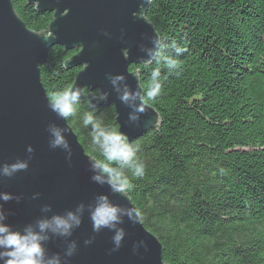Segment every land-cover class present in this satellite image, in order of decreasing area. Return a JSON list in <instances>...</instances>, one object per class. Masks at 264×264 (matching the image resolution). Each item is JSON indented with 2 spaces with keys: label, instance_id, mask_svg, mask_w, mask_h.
I'll use <instances>...</instances> for the list:
<instances>
[{
  "label": "trees",
  "instance_id": "16d2710c",
  "mask_svg": "<svg viewBox=\"0 0 264 264\" xmlns=\"http://www.w3.org/2000/svg\"><path fill=\"white\" fill-rule=\"evenodd\" d=\"M12 1L30 29L48 31L52 12ZM146 17L160 35V55L130 70L145 90L160 70L162 94L146 102L161 125L132 142L146 175L133 179L127 194L162 243L166 263L264 264V0H153ZM174 43L187 47L177 58L178 77L166 62ZM76 52L50 48L40 68L48 96L71 88L81 67L65 61ZM86 112L118 129L115 107L90 108L83 100L67 119L99 158L82 123Z\"/></svg>",
  "mask_w": 264,
  "mask_h": 264
},
{
  "label": "water",
  "instance_id": "95a60500",
  "mask_svg": "<svg viewBox=\"0 0 264 264\" xmlns=\"http://www.w3.org/2000/svg\"><path fill=\"white\" fill-rule=\"evenodd\" d=\"M27 3L35 4L40 12H52L53 19L47 32L32 30L12 0H0V194L12 197L7 202L0 199V214L4 217L0 224L14 231L24 232L30 227L40 232L41 221L55 216L66 218L69 213L78 217L81 223L72 228L70 235L62 236L51 229L40 233L46 237L45 264L49 260L58 264H168L158 237L141 219L134 224L127 215L129 205L137 207L132 198L112 193L107 183L91 180L99 174L88 162L94 156L86 152L68 120L57 117L48 107L49 96L40 73L50 48L60 45L67 51L77 49L65 66L81 67L71 86L83 90L81 101L86 100L93 108L113 105L118 130L130 142L150 129H158L161 117L156 108L147 103L137 122L129 119L134 114L130 106L134 102L125 104L119 100L125 85L132 92L137 85L142 87L139 73L132 72L130 66L145 63L149 50L155 54L161 44L156 27L146 17L149 5L144 0ZM157 38L158 46L153 42ZM120 73L126 79L114 86L108 74ZM96 90L106 98L100 100ZM65 127L69 133L63 131ZM54 129L66 136L68 148L49 146L55 139ZM29 145L34 149L32 153L27 151ZM17 162H27L29 168L11 177L3 176L4 167ZM102 197L119 205V222L96 232L91 213ZM121 230L124 236L117 245L114 237ZM4 250L0 247V251ZM0 264H4L3 259Z\"/></svg>",
  "mask_w": 264,
  "mask_h": 264
},
{
  "label": "clouds",
  "instance_id": "9594fccd",
  "mask_svg": "<svg viewBox=\"0 0 264 264\" xmlns=\"http://www.w3.org/2000/svg\"><path fill=\"white\" fill-rule=\"evenodd\" d=\"M152 3L153 0H144L145 5H151ZM105 34L107 35V33ZM44 41L48 42L49 40L45 39ZM153 42L158 46V38L154 39ZM172 47L174 48L175 56L166 58L167 68L170 71V75L178 77L181 74L182 63L177 58L187 51V47L181 46L178 43H174ZM154 55H160L158 47L155 54L149 50L148 60L144 62L150 63ZM159 76L160 70L154 69L146 90L137 85V90L132 92L125 85L122 93L119 95V100L125 104H128L129 101L134 102L130 105L134 114L129 119L138 122L140 114L145 113L147 109L146 101H154L161 96L164 81L157 79ZM108 78H110L111 83L115 86L118 81H124L126 75L123 73L116 75L108 74ZM117 91L119 92L120 89L117 88ZM82 96L83 90L80 87L55 91L47 98L48 107L57 117L63 120L74 118L78 114V105L81 103ZM105 98L104 94L99 95L100 100ZM82 123L85 128L90 129L91 145L99 153V158L94 157L88 160L91 169L99 173L93 175L91 180L107 183L109 189L114 194L124 196L131 192L135 187L133 179H142L146 175V164L138 156V146L130 142L125 133L103 124L94 112H86ZM63 131L69 133L70 130L65 127ZM53 133L55 139L49 144L51 148L69 147V142L61 130L54 129ZM27 151L32 153L34 149L29 145ZM71 156L72 152L69 151V160ZM28 168L29 164L27 162H17L10 167H4L3 176L11 177L14 173L26 171ZM220 173L224 174V169L221 168ZM102 177H106V180H102ZM0 199L7 202L12 197L10 194H0ZM119 212V205L109 203L107 197H102L101 202L96 205L91 213L93 231L98 232L101 228L115 227V224L119 222ZM127 215L134 224H137L140 222L142 213L137 207L129 205ZM3 218V215L0 214V219ZM80 223L81 221L78 217L69 213L66 218L55 216L50 221H41L38 225L40 232H35L30 227L25 229L24 232L14 231L11 229V226L0 224V247L5 249L4 251H0V259L4 260V264H45L43 241L46 237L40 233L46 229H51L54 233L62 236L70 235L72 228L78 227ZM123 236V230L116 233L114 240L117 245L120 244ZM140 244L143 245L144 241H140ZM47 264H58V261L49 260Z\"/></svg>",
  "mask_w": 264,
  "mask_h": 264
}]
</instances>
